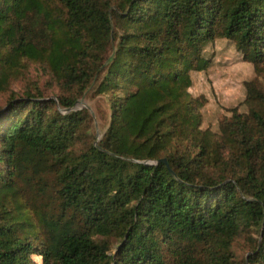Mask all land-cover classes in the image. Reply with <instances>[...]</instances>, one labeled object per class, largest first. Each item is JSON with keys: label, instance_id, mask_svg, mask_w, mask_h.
<instances>
[{"label": "trees", "instance_id": "trees-1", "mask_svg": "<svg viewBox=\"0 0 264 264\" xmlns=\"http://www.w3.org/2000/svg\"><path fill=\"white\" fill-rule=\"evenodd\" d=\"M217 39L263 75L264 0H0V264H264V107L217 135L189 94ZM30 64L68 95L12 90Z\"/></svg>", "mask_w": 264, "mask_h": 264}, {"label": "rangeland", "instance_id": "rangeland-1", "mask_svg": "<svg viewBox=\"0 0 264 264\" xmlns=\"http://www.w3.org/2000/svg\"><path fill=\"white\" fill-rule=\"evenodd\" d=\"M203 56L208 61V67L202 72L192 74L193 85L189 89L190 97L197 100L200 114V129L209 130L217 135L221 134L224 122L229 121L235 112L247 115L250 109L263 108V104L248 100L247 83L254 81L264 93V74L257 75L252 62L244 59L243 54L234 43L217 39L209 44ZM12 90L20 94L26 89L38 88L47 99H54L68 95L57 82L38 65L30 64L23 76L15 80ZM71 95L73 93H70ZM108 95H99L95 83L80 96L74 105V110L86 109L92 115L91 133L98 142L102 139L110 123ZM5 97L0 98V106ZM63 113L66 109L59 108ZM51 181V179H50ZM34 203L42 207H53L58 210L55 192L50 191L44 199L36 196V185L28 190ZM248 239L240 237L233 244V253L238 259H245L248 255ZM36 261L41 264L37 258Z\"/></svg>", "mask_w": 264, "mask_h": 264}, {"label": "water", "instance_id": "water-1", "mask_svg": "<svg viewBox=\"0 0 264 264\" xmlns=\"http://www.w3.org/2000/svg\"><path fill=\"white\" fill-rule=\"evenodd\" d=\"M162 162H163V163H166V161H165V160H162Z\"/></svg>", "mask_w": 264, "mask_h": 264}]
</instances>
